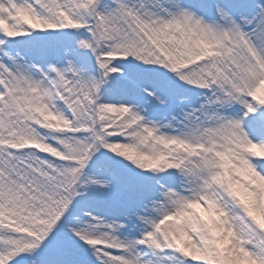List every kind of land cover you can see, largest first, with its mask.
I'll use <instances>...</instances> for the list:
<instances>
[{
  "label": "snow or ice",
  "instance_id": "obj_1",
  "mask_svg": "<svg viewBox=\"0 0 264 264\" xmlns=\"http://www.w3.org/2000/svg\"><path fill=\"white\" fill-rule=\"evenodd\" d=\"M0 264H264V0H0Z\"/></svg>",
  "mask_w": 264,
  "mask_h": 264
}]
</instances>
